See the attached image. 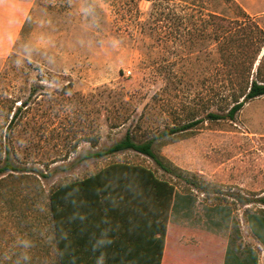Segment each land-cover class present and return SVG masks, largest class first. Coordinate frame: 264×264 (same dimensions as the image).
Instances as JSON below:
<instances>
[{
    "label": "rangeland",
    "instance_id": "rangeland-1",
    "mask_svg": "<svg viewBox=\"0 0 264 264\" xmlns=\"http://www.w3.org/2000/svg\"><path fill=\"white\" fill-rule=\"evenodd\" d=\"M54 1L0 0V47L9 46L0 53V167H15L0 174V264H59L49 194L111 164L172 183L171 223L183 218L217 236L206 241L209 257L264 264V96L234 120L207 119L226 115L246 86H219L221 22L212 15L232 23L244 55L234 27L251 19L264 31V0H167L158 29L155 0ZM191 119L203 122L159 138ZM128 131L154 140L172 172L134 151L86 158Z\"/></svg>",
    "mask_w": 264,
    "mask_h": 264
},
{
    "label": "trees",
    "instance_id": "trees-1",
    "mask_svg": "<svg viewBox=\"0 0 264 264\" xmlns=\"http://www.w3.org/2000/svg\"><path fill=\"white\" fill-rule=\"evenodd\" d=\"M51 2L56 5L54 0ZM169 9V1L155 0L151 14L155 29L163 25L167 18L164 11ZM243 17L247 15L243 13ZM212 18L221 22L216 25L214 35L222 60L217 71L221 79L217 80L219 86L230 89L242 79L246 86L243 100H237L226 115L210 113L207 119L234 120L247 102L264 96V31L251 19L238 20L234 28L244 33L239 46L248 49L247 54L241 55L234 47L232 23L217 15ZM15 117L16 113L11 124ZM201 122L202 119H191L158 136L187 132ZM153 145L154 140L137 142L128 131L110 148L89 153L86 158L100 159L134 151L171 173L172 169L154 151ZM7 171H15L8 159L0 167V174ZM185 180L193 188L203 190L198 182ZM175 191L172 183L159 178L151 169L127 164H111L83 180L58 186L48 200L59 264H162Z\"/></svg>",
    "mask_w": 264,
    "mask_h": 264
},
{
    "label": "crops",
    "instance_id": "crops-1",
    "mask_svg": "<svg viewBox=\"0 0 264 264\" xmlns=\"http://www.w3.org/2000/svg\"><path fill=\"white\" fill-rule=\"evenodd\" d=\"M8 48L0 47V53ZM170 230H173L172 235ZM216 239L215 235L209 238L206 231L203 233L200 224L191 225L183 218L171 223L170 217L162 264H223L220 253L216 261L207 252L206 241L216 243Z\"/></svg>",
    "mask_w": 264,
    "mask_h": 264
}]
</instances>
